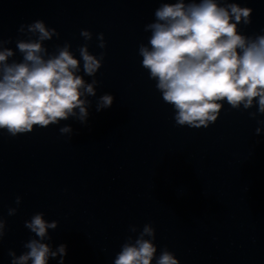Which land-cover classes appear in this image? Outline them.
Wrapping results in <instances>:
<instances>
[{
  "label": "water",
  "instance_id": "water-1",
  "mask_svg": "<svg viewBox=\"0 0 264 264\" xmlns=\"http://www.w3.org/2000/svg\"><path fill=\"white\" fill-rule=\"evenodd\" d=\"M239 2L253 9L241 31L264 30V0ZM158 6L159 0H0V37L12 38L8 47L27 38L21 24L43 19L60 33L45 42L49 51L70 41L79 57L87 28L89 50L106 53L87 125L70 118L16 137L0 132V216L7 222L0 264H11L9 249L25 251L35 235L25 221L40 211L59 222L48 242L67 245L65 264H114L129 225L145 223L155 228L157 255L167 247L180 264H264V131L255 134L264 115L253 119L248 112L255 108L225 103L207 128L175 123L138 55ZM100 32L104 49L97 46ZM14 58L22 57L17 51ZM103 93L114 102L97 112ZM63 124H72L71 137L60 133ZM9 207L17 208L12 216Z\"/></svg>",
  "mask_w": 264,
  "mask_h": 264
},
{
  "label": "clouds",
  "instance_id": "clouds-1",
  "mask_svg": "<svg viewBox=\"0 0 264 264\" xmlns=\"http://www.w3.org/2000/svg\"><path fill=\"white\" fill-rule=\"evenodd\" d=\"M252 12L239 0H159L154 20L144 26L151 34L147 43L139 44L138 55L164 103L174 109L178 126L207 128L225 103L236 110L255 108L248 112L253 119L264 115V30L249 35L240 27L251 24ZM18 32L27 38H17L15 49L7 46L11 37H0V132L16 137L70 118L87 125L89 98L97 95L101 82L95 77L106 55L89 50L92 31L81 29L85 43L76 49L79 57L70 41L49 51L45 42L59 39L60 33L43 19L21 24ZM96 39L100 49L106 48L103 32ZM17 51L19 60L14 58ZM113 102L111 93H103L97 98L96 111L110 108ZM257 125L259 136L264 120L257 119ZM59 131L69 137L74 134L72 124H63ZM21 200L16 197L17 206ZM16 212V207H9V216ZM58 223L46 220L42 211L34 213L25 227L35 235L23 244L21 254L9 249L11 264H49L57 257L58 264H65L67 245L53 248L48 242L52 240L49 229L55 230ZM6 228L0 216V241ZM129 233L114 264H180L167 247L157 255L152 223L142 229L129 225Z\"/></svg>",
  "mask_w": 264,
  "mask_h": 264
}]
</instances>
